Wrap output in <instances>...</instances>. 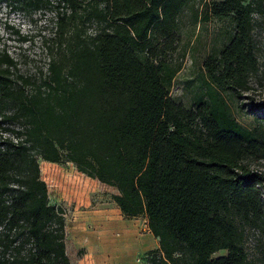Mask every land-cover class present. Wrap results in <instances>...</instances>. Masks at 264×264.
<instances>
[{
    "label": "trees",
    "instance_id": "1",
    "mask_svg": "<svg viewBox=\"0 0 264 264\" xmlns=\"http://www.w3.org/2000/svg\"><path fill=\"white\" fill-rule=\"evenodd\" d=\"M0 4L64 10L46 84L28 92L0 56V264H71L65 215L49 204L39 162L71 164L114 188L122 215L145 217L158 241L150 264H246L236 221L264 222L262 176L247 162L264 157V126L236 122L223 94L239 98L258 74L254 17H264V0ZM195 4L194 21L232 28L186 108L169 90L181 70L180 16ZM88 23L97 26L90 36ZM219 251L227 254L213 258Z\"/></svg>",
    "mask_w": 264,
    "mask_h": 264
},
{
    "label": "rangeland",
    "instance_id": "2",
    "mask_svg": "<svg viewBox=\"0 0 264 264\" xmlns=\"http://www.w3.org/2000/svg\"><path fill=\"white\" fill-rule=\"evenodd\" d=\"M221 1L223 0H212L215 3ZM200 7L197 4L188 6L180 16V46L175 59L181 63V70L169 90L170 98L186 108H190L202 93L204 60L219 52L228 41L232 28L228 22L213 19L208 22L194 21V11H199ZM62 12L64 10L50 9L47 5L35 8L27 4L16 7L0 4V56L5 54L15 62V68L11 69L13 76L18 84H25L28 92L47 82L48 64L51 60L49 47L56 33L59 13ZM254 22L253 38L258 74L252 76L249 90L239 98L223 94L231 116L249 130L264 126V109H259L264 106V17L255 16ZM96 28L94 23L86 24V35H92ZM247 162L251 169L261 173L264 195V157H251ZM39 168L41 180L47 186L49 204L64 212L66 253L71 264H97L95 253L80 243L81 229L90 231L93 219L105 213L112 214L132 228L140 240L138 245L128 250L120 242L116 245L117 251L128 252L125 257L127 264H150V252L158 248L151 247L150 241H158L150 233L145 217L127 219L122 215L111 199L116 193L114 188L85 177L71 164L39 162ZM236 224L243 235L246 264H264V222L252 224L238 219ZM144 246L146 247L141 252ZM136 252L138 254L134 259ZM226 254V251H219L212 257ZM85 255L86 259L81 261Z\"/></svg>",
    "mask_w": 264,
    "mask_h": 264
},
{
    "label": "bare ground",
    "instance_id": "3",
    "mask_svg": "<svg viewBox=\"0 0 264 264\" xmlns=\"http://www.w3.org/2000/svg\"><path fill=\"white\" fill-rule=\"evenodd\" d=\"M91 225L90 231L81 229L80 243L85 244L92 253H95L97 264H127L125 257L128 252H119L115 248L118 242L124 244L127 250L138 245L140 240L135 235L134 230L110 213L93 219ZM134 254L135 259L138 252ZM129 264L133 263L130 262Z\"/></svg>",
    "mask_w": 264,
    "mask_h": 264
},
{
    "label": "crops",
    "instance_id": "4",
    "mask_svg": "<svg viewBox=\"0 0 264 264\" xmlns=\"http://www.w3.org/2000/svg\"><path fill=\"white\" fill-rule=\"evenodd\" d=\"M151 242V247H158V242H153L152 240L150 241ZM146 246H144L142 249H141V252L144 250Z\"/></svg>",
    "mask_w": 264,
    "mask_h": 264
}]
</instances>
